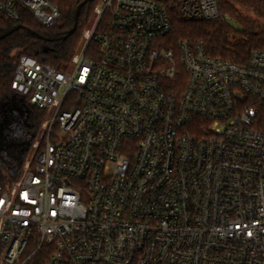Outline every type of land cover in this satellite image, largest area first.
<instances>
[{
  "label": "built area",
  "instance_id": "2783aa9c",
  "mask_svg": "<svg viewBox=\"0 0 264 264\" xmlns=\"http://www.w3.org/2000/svg\"><path fill=\"white\" fill-rule=\"evenodd\" d=\"M167 5L222 17L220 0H97L73 69L17 57L12 88L48 119L0 172V264H264V49L175 46ZM24 12L61 17L0 0L6 20Z\"/></svg>",
  "mask_w": 264,
  "mask_h": 264
},
{
  "label": "trees",
  "instance_id": "16d2710c",
  "mask_svg": "<svg viewBox=\"0 0 264 264\" xmlns=\"http://www.w3.org/2000/svg\"><path fill=\"white\" fill-rule=\"evenodd\" d=\"M53 1L61 10V17L53 26L42 25L29 12H24L17 23L0 15V36L16 26H21L0 39V102L11 97L20 98L12 88L16 58L19 55L27 54L59 69H66L73 64L74 58L83 47L86 36L96 20L97 0L87 2L83 6L76 30L66 39L63 36L74 27L75 11L83 0ZM167 8L172 22L168 40L175 46L181 39H202L206 42L210 54L241 63L247 61L251 49H264V0H220L222 17L211 20H187L181 16L176 5H167ZM228 17L234 19L236 25L231 24ZM32 30L39 32L44 38L32 34ZM90 46L94 48L97 45L92 40L89 48ZM23 102L26 108L28 107L24 120H20L25 123V127L21 128V134L11 133V142L0 148V172L16 174L31 156L29 154L37 136L41 135V146L44 144L48 113L33 107L25 99ZM27 125L36 129L29 136L30 132H26ZM27 137L29 139H25ZM21 141L22 145L26 144L24 150L18 147ZM11 147L20 157L9 151Z\"/></svg>",
  "mask_w": 264,
  "mask_h": 264
},
{
  "label": "flooded vegetation",
  "instance_id": "af4514ba",
  "mask_svg": "<svg viewBox=\"0 0 264 264\" xmlns=\"http://www.w3.org/2000/svg\"><path fill=\"white\" fill-rule=\"evenodd\" d=\"M21 98L22 97H11L0 102V141L6 137L7 133V137L13 133V131H11L12 128H9L12 125L21 123L20 120L23 121L28 112V107L26 108V104L23 102L24 98L22 100ZM8 119L12 120L8 122ZM8 129L10 131H8Z\"/></svg>",
  "mask_w": 264,
  "mask_h": 264
},
{
  "label": "rangeland",
  "instance_id": "374dc122",
  "mask_svg": "<svg viewBox=\"0 0 264 264\" xmlns=\"http://www.w3.org/2000/svg\"><path fill=\"white\" fill-rule=\"evenodd\" d=\"M228 21L231 23V24H234V25H236V21L234 20V19H232V18H230V17H228ZM92 29V28H91ZM90 29V30H91ZM89 35H90V33H88L87 34V36H86V39L89 37ZM17 59V58H16ZM69 70H71V69H73V64H71V66H69V68H68ZM11 118V117H10ZM12 119H8V122L9 121H11ZM28 127H26V132H27V134H28V136L30 135V134H32L33 132H35V128H33V127H30V125H27ZM15 127V128H14ZM25 127V123H18V124H15V125H12L9 129H11L12 128V130L11 131H13V134L14 133H16V134H21L22 133V131H20L21 130V128H24ZM8 129V131H10ZM31 130V131H30ZM25 132V131H24ZM5 133H7V132H5ZM24 134V133H23ZM7 135H8V133H7ZM7 135H6V137H4V139H1V141H0V148L3 146H5L6 147V144L8 145V142L10 143L11 141H10V139H9V136L7 137ZM25 139H29V137H27V138H25ZM40 139H41V135H39V136H37V138L35 139V142H34V144H33V147H32V151L30 152V154L29 155H31L30 157H32V155L34 154V152L36 151V148H37V145H38V143H39V141H40ZM22 143V141L20 142V143H18V147H20V150H24L25 149V147H26V144L25 145H22L21 144ZM17 145V144H16ZM16 145H14V147L16 146ZM13 147V148H14ZM10 152H13V153H15V155L16 156H18V157H20V154H18V153H16V151L14 152V150H12V147L10 148V150H9Z\"/></svg>",
  "mask_w": 264,
  "mask_h": 264
},
{
  "label": "water",
  "instance_id": "95a60500",
  "mask_svg": "<svg viewBox=\"0 0 264 264\" xmlns=\"http://www.w3.org/2000/svg\"><path fill=\"white\" fill-rule=\"evenodd\" d=\"M94 0H83L79 5L78 7L76 8V11H75V25L74 27L68 31L67 34H65L63 36L64 39L68 38L69 35H71L77 28V24H78V18H79V15L81 13V9L83 8V6L87 3V2H92ZM21 26H16L15 28H13L11 31L7 32L6 34H9L10 32H12L13 30H16V29H19ZM6 34H3L0 36V39L3 38ZM32 34L34 35H37L38 37L40 38H44V36L42 34H40L39 32L35 31V30H32Z\"/></svg>",
  "mask_w": 264,
  "mask_h": 264
}]
</instances>
